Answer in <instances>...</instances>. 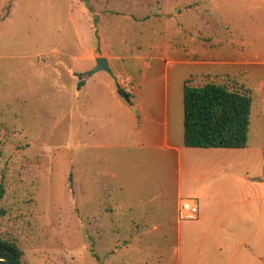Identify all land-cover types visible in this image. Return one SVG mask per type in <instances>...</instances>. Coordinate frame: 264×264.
Here are the masks:
<instances>
[{
  "label": "rangeland",
  "instance_id": "rangeland-1",
  "mask_svg": "<svg viewBox=\"0 0 264 264\" xmlns=\"http://www.w3.org/2000/svg\"><path fill=\"white\" fill-rule=\"evenodd\" d=\"M86 1L0 0V238L23 264L221 262L180 222L202 184L168 147L185 84L219 83L251 90L264 162V0ZM98 57L112 74L88 76Z\"/></svg>",
  "mask_w": 264,
  "mask_h": 264
},
{
  "label": "crops",
  "instance_id": "crops-1",
  "mask_svg": "<svg viewBox=\"0 0 264 264\" xmlns=\"http://www.w3.org/2000/svg\"><path fill=\"white\" fill-rule=\"evenodd\" d=\"M128 104L127 110L131 111ZM168 148L177 155L181 175L184 163L190 180L202 184L190 185L188 192L194 197L190 199L199 203V218L193 220L199 222V227L192 237L201 239L200 254L220 249L223 260L214 264H259L255 247L257 239L264 238V224H257L258 218L264 223L263 153L249 149L248 145L245 149H195L185 147L183 142ZM198 159L204 161L197 166ZM220 173L229 181L227 185L219 183ZM179 187L183 195V185ZM209 222L212 224L208 228Z\"/></svg>",
  "mask_w": 264,
  "mask_h": 264
},
{
  "label": "trees",
  "instance_id": "trees-1",
  "mask_svg": "<svg viewBox=\"0 0 264 264\" xmlns=\"http://www.w3.org/2000/svg\"><path fill=\"white\" fill-rule=\"evenodd\" d=\"M84 86L80 84V89ZM184 146L195 149H245L249 141L253 96L251 90L231 91L219 83L184 86ZM4 190L0 191V199ZM5 216L6 211L0 210ZM0 255L23 264V251L0 238ZM0 264L6 262L0 261Z\"/></svg>",
  "mask_w": 264,
  "mask_h": 264
},
{
  "label": "built area",
  "instance_id": "built-area-1",
  "mask_svg": "<svg viewBox=\"0 0 264 264\" xmlns=\"http://www.w3.org/2000/svg\"><path fill=\"white\" fill-rule=\"evenodd\" d=\"M199 218V203L195 199H182L179 204V219L193 221Z\"/></svg>",
  "mask_w": 264,
  "mask_h": 264
},
{
  "label": "water",
  "instance_id": "water-1",
  "mask_svg": "<svg viewBox=\"0 0 264 264\" xmlns=\"http://www.w3.org/2000/svg\"><path fill=\"white\" fill-rule=\"evenodd\" d=\"M84 1L87 2L86 0H84ZM100 71H106V72L112 74L108 59L105 57H98L96 59V67L88 74V76L91 77L92 75H94ZM120 96H122L127 102L130 101L127 92L120 91ZM0 261L6 262V264H12L11 260L8 257H5L3 255H0Z\"/></svg>",
  "mask_w": 264,
  "mask_h": 264
}]
</instances>
